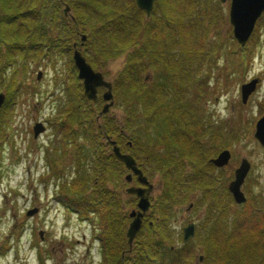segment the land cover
<instances>
[{"label":"trees","instance_id":"trees-1","mask_svg":"<svg viewBox=\"0 0 264 264\" xmlns=\"http://www.w3.org/2000/svg\"><path fill=\"white\" fill-rule=\"evenodd\" d=\"M65 6L73 20L63 16ZM220 19L216 0H154L148 18L134 0H0V85L13 68L0 107V139L11 129L17 99L30 90L15 81L18 56L48 63L65 56L71 80L64 90L65 102L56 107L50 123L59 134L62 152L66 144L74 148V171L63 175L56 165L59 157L45 156L54 179L64 178L56 201L81 219L127 221L121 195L111 188L127 185L123 177L128 170L107 147L106 138L115 140L148 178L159 177V193L150 200L148 219L131 253L121 258L124 237L109 238L116 255L106 258L107 264H194L196 256L202 257L199 264H264V194L246 189V202L234 204L227 191L232 174L224 178L219 170L216 175L210 159L230 149L238 130L234 122L212 121L203 105L218 92L216 85L209 91L214 77L228 86L234 76L240 81L248 75L254 57L264 50V27L263 32L257 27L264 24V16L244 47L233 40L231 27L228 41L220 40ZM30 24L41 32L26 46L17 31ZM81 35L86 36L82 55L104 76L108 61L124 55L111 80L113 105L122 109L118 122L107 113L96 120L104 104L103 89L96 102L83 96L72 62L73 44ZM122 132L129 135L130 144ZM134 183L140 185L135 179ZM132 199L128 205L134 207ZM187 203L194 209L203 207V218L194 238L182 243L179 234L175 247L172 223ZM18 229L11 234L17 239L23 225ZM9 249L7 243L3 252Z\"/></svg>","mask_w":264,"mask_h":264},{"label":"rangeland","instance_id":"rangeland-1","mask_svg":"<svg viewBox=\"0 0 264 264\" xmlns=\"http://www.w3.org/2000/svg\"><path fill=\"white\" fill-rule=\"evenodd\" d=\"M220 9L222 19L217 21L216 30L220 40L226 42L230 30L229 0L220 3ZM259 25L263 32L264 24L258 23L257 27ZM17 32L21 34L19 41L29 46L31 42L36 40V35L41 31L30 24L27 27H19ZM211 34L213 35V32ZM81 36L80 42L74 43L73 46L82 47L84 42L81 43ZM4 49L3 47V51ZM258 56L254 57L248 75L242 77L240 81L236 79L237 76H234V79L230 81L231 84L227 86L223 78L214 77L209 85V91L212 92L213 86L216 85L218 92L214 99H207L203 103L206 113L211 115L212 121L215 123L221 120L225 121L226 124L233 122L236 124L238 139L228 149L231 154L230 161L222 168L214 167L216 169L214 173L217 175L219 170H223L224 178L229 177L230 174L233 176V171L238 167L240 161L247 159L251 164V169L241 188L245 196L246 189H251L253 194H264V150L253 136L255 123L264 112V50H261ZM67 61L65 56L58 55L54 63L38 59L30 61L22 55L16 59L17 74L15 81L22 85V89L29 88L30 90L17 99L11 129L4 140L0 139V246L4 247L7 243L10 246L8 253L2 258L0 257V264L97 263L95 257L89 253L86 254L87 239L90 234L87 223H80L79 216L55 199L59 182H62L64 178L54 179L45 162L46 155H49L50 158L59 157V160H56V165L62 169L63 175H70L74 171L73 156L75 150L66 144L62 152L59 134H56L51 127L39 135L37 139L33 138L32 132L36 123L41 122L47 127L44 121L46 119L51 120L54 117L56 107L65 102L64 90L71 80L70 75H67ZM123 61L124 55L108 61L104 70L106 75L102 74L106 81L111 82L121 68ZM12 69L9 72H12ZM9 72L3 76L0 93L4 92ZM39 73L41 77L37 80ZM253 78L260 79V83L246 103L242 104L240 86ZM107 114L114 117L115 122L120 121L123 116L122 109L118 104L110 107ZM97 117L96 120L98 121L99 118L97 119ZM122 133L126 137L125 143L130 144L129 135ZM150 134L152 137L155 136L153 130ZM106 144L110 145L108 140H106ZM125 176L123 181L127 185L114 187L121 193L123 201L128 199V196L124 194L125 190L132 186L130 184L132 177L130 182H126ZM147 181L152 185L149 194V200H151L150 196L154 197L159 193L160 181L158 176H154L152 179L147 177ZM143 187L145 186L143 185ZM191 206L189 207L187 203L180 207L173 220L174 236L172 239H174L173 245L175 247L180 244L177 236L181 228L185 226L184 223L193 222L197 226L203 218L204 208L194 209ZM33 208L37 209V212L31 217H27L26 212ZM20 225H23V231L17 239V236L11 235L12 229L15 228V231H19ZM39 232H42V239L38 235ZM83 234L87 238L86 240L82 238ZM88 240L90 242V238ZM171 249L173 250L174 247ZM90 250L91 252L94 251L92 248ZM194 264H197V256Z\"/></svg>","mask_w":264,"mask_h":264},{"label":"water","instance_id":"water-1","mask_svg":"<svg viewBox=\"0 0 264 264\" xmlns=\"http://www.w3.org/2000/svg\"><path fill=\"white\" fill-rule=\"evenodd\" d=\"M226 0H220L224 3ZM154 0H135V4L138 9L145 12L148 17L152 11ZM70 8L65 6L63 9V15L68 16ZM264 15V0H229L228 19L231 26L232 37L235 42L244 47L249 38L251 37L257 21ZM71 20L73 17L70 16ZM86 36H81V43L85 41ZM72 54V61L77 71V79L81 81L83 96L92 102H95L98 98V89H104L102 93V100L105 102L102 107L99 116L106 114L110 107L113 106V94L112 84L106 81L100 72L94 71L91 66L86 62L82 54L76 50ZM41 74L37 76L39 80ZM260 83V79L253 78L249 82L240 86V97L242 104H245L247 99L255 92L257 85ZM4 101V94L0 93V107ZM33 137L37 138L45 130L43 124L36 123L33 126ZM254 138L264 150V113L257 120L254 127ZM108 143L112 146V153L114 156L123 163L126 169L132 174L136 175L140 184L145 187L130 186L126 189V193L134 195L137 198L136 207L137 212H131L129 217L132 219L128 229L126 231L127 245L129 251L132 247V242L141 228L142 218L150 207L149 194L152 190V185L148 183L147 178L142 174L141 170L137 167L135 160L127 154H122L115 141L108 140ZM231 158L229 150L225 149L218 153V155L211 159L210 162L216 168H222L226 166ZM251 169V164L247 159H242L238 167L233 171V179L227 186V191L230 194L233 202L236 205H243L246 202V196L242 191L244 181ZM132 174L125 176V181L130 182ZM37 212V209L33 208L26 212L27 217L33 216ZM40 239H42V232L38 233ZM195 235V226L193 223H189L183 229V243L193 239ZM202 261V257H199V262Z\"/></svg>","mask_w":264,"mask_h":264},{"label":"flooded vegetation","instance_id":"flooded-vegetation-1","mask_svg":"<svg viewBox=\"0 0 264 264\" xmlns=\"http://www.w3.org/2000/svg\"><path fill=\"white\" fill-rule=\"evenodd\" d=\"M71 14H72V12L70 11L68 13V16L70 17ZM68 16H64V17L68 18ZM78 49L80 50V52L82 54L83 48L79 47ZM72 52H73V48H72ZM103 92L104 91H102V93ZM44 122L46 123V126H47V127L44 126L45 127V131H46L48 128L51 127V123H50L49 119H46ZM41 124H43V123H41ZM48 124H49V127H48ZM35 139H37V138H35ZM106 140H107V138H106ZM107 147L111 148L110 145H107ZM123 154H127V153H123ZM128 173H129V171L126 174H128ZM133 177L138 182L137 178L134 175H132V181H131L130 184H132V186H135V187H143L142 185H140V186L136 185L134 183ZM111 189L114 190V192H119L117 190V188H111ZM119 194L121 195V193H119ZM124 194H126V190H125ZM126 196H128V199L126 201L122 200L124 203L121 205V210H122V213H124L127 216V218H128L127 221L124 220V219L107 220V219H100V218H97V219H94V220H90L89 218H87V219H81L80 218V220H79L80 223H82V222L87 223V227H89L90 234L88 236V239L90 238V242H88L89 240L87 238H85L84 234L82 235V238L85 239V240L87 239L88 247L86 248V254L89 253V254L92 255V257H95L96 260H97L96 264H107L106 258H108V257L109 258H113V256L116 255V251L114 249L116 246L112 245V243L109 244V238H110L111 241H116L117 237H118V234H120V237H122V236L124 237L125 244H126V241H127L126 231L128 229L129 223L131 222V218H129V213H131L132 211L137 212V207H136L137 198L134 195H127L126 194ZM133 197L136 200L134 207L128 205L129 203L132 202V200H133L132 198ZM122 198L123 197L121 195V199ZM153 198H155V196L154 197L150 196V199H153ZM188 206L190 207V205H188ZM148 215H149V211H147L145 213V215H144V217L142 219L141 228L144 226L143 225V221L148 219ZM184 224H185V226H187L188 222H186ZM185 226H183L181 228V230H180L179 234H181V237H182L183 229L185 228ZM195 227H197V226L195 225ZM105 236H107V238H105ZM113 243H115V242H113ZM91 248H92V251L94 250L93 252H91V250H90ZM127 250H128L127 245H126V249L122 248L121 253H120V257L121 258H123L124 256L129 255L131 253V251L129 252ZM0 257L1 258L4 257L3 251L1 250V246H0ZM112 264H116V262L113 261Z\"/></svg>","mask_w":264,"mask_h":264}]
</instances>
